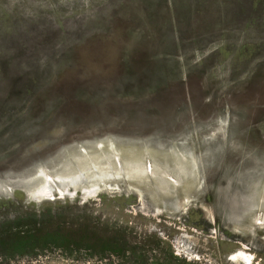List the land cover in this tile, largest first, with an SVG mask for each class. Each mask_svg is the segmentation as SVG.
<instances>
[{"label":"rangeland","instance_id":"obj_1","mask_svg":"<svg viewBox=\"0 0 264 264\" xmlns=\"http://www.w3.org/2000/svg\"><path fill=\"white\" fill-rule=\"evenodd\" d=\"M47 212L264 264V0H0V222Z\"/></svg>","mask_w":264,"mask_h":264},{"label":"trees","instance_id":"obj_2","mask_svg":"<svg viewBox=\"0 0 264 264\" xmlns=\"http://www.w3.org/2000/svg\"><path fill=\"white\" fill-rule=\"evenodd\" d=\"M147 239L146 235L110 228L85 215L21 213L0 222V264L54 252L104 264H149L150 252L157 248H149ZM181 264L189 262L182 259Z\"/></svg>","mask_w":264,"mask_h":264},{"label":"bare ground","instance_id":"obj_3","mask_svg":"<svg viewBox=\"0 0 264 264\" xmlns=\"http://www.w3.org/2000/svg\"><path fill=\"white\" fill-rule=\"evenodd\" d=\"M229 260L233 264H251L250 256L239 250L235 253L230 254Z\"/></svg>","mask_w":264,"mask_h":264}]
</instances>
